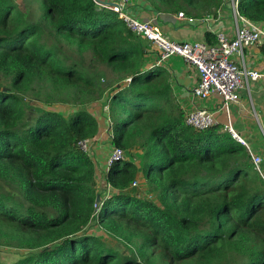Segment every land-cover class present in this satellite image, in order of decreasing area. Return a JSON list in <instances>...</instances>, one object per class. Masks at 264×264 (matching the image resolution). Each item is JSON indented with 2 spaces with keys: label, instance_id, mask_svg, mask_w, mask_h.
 <instances>
[{
  "label": "trees",
  "instance_id": "trees-1",
  "mask_svg": "<svg viewBox=\"0 0 264 264\" xmlns=\"http://www.w3.org/2000/svg\"><path fill=\"white\" fill-rule=\"evenodd\" d=\"M18 1L0 0V247L27 252L11 264H264V178L228 129L186 124L151 44L94 0ZM147 2L205 19L225 0ZM239 12L264 24V0ZM100 102L125 152L101 174L79 145Z\"/></svg>",
  "mask_w": 264,
  "mask_h": 264
},
{
  "label": "crops",
  "instance_id": "crops-1",
  "mask_svg": "<svg viewBox=\"0 0 264 264\" xmlns=\"http://www.w3.org/2000/svg\"><path fill=\"white\" fill-rule=\"evenodd\" d=\"M130 11L139 19L148 20L156 17V26L163 35L178 42L208 43L207 35H212L216 39L219 32L233 37L237 27L232 10L225 5L220 9L218 17L193 19V23L187 19H179L177 14L157 12L147 0H134L130 5ZM255 25L264 30V24ZM148 43L150 45L149 41ZM261 47L250 49L246 61L248 68L264 73V52ZM158 57L159 52L151 46L150 53L146 56L145 68L147 70L157 65L166 71L174 96L186 114L197 109L212 112L216 125L228 129L230 123L235 133L248 144L251 151L261 156L264 161V78L251 83L249 90H241L239 102L231 103L227 110L223 108L224 101L218 95L206 100L194 97L193 91L199 82V74L192 65L187 64L179 56H173L162 65H158ZM105 104L106 102H100L90 107V112L100 124V134L94 141L95 146L92 150L100 174L104 172L106 158L113 148L109 139L111 127ZM99 184L103 186L101 181Z\"/></svg>",
  "mask_w": 264,
  "mask_h": 264
},
{
  "label": "built area",
  "instance_id": "built-area-1",
  "mask_svg": "<svg viewBox=\"0 0 264 264\" xmlns=\"http://www.w3.org/2000/svg\"><path fill=\"white\" fill-rule=\"evenodd\" d=\"M94 1L99 8L117 14L131 31L148 40L151 46L159 52L158 65H162L173 56H179L187 64L192 65L199 74V82L193 91L195 98L206 100L218 95L224 101L223 108L228 110L231 103L239 102L241 90H249L251 83L264 78V73L248 68L246 61L247 50L264 45V30L240 14L239 3L241 0H225L224 5L232 10L236 20V32L233 37H229L223 32L217 33L216 43L213 45L204 42H178L170 39L163 35L156 26V17L144 20L131 13L130 5L134 0ZM178 18L194 22L184 13H179ZM186 124L198 130H205L215 125L216 120L212 112L197 109L186 114ZM228 131L238 142L248 148L256 170L264 178L263 158L251 151L248 144L235 133L230 123ZM111 138L110 131L109 139ZM79 145L85 153L92 154L93 140L82 141ZM124 159L125 152L122 149L113 148L107 159L106 169L109 170L116 162ZM137 184L135 182L133 186ZM99 209L100 204L97 203L96 214Z\"/></svg>",
  "mask_w": 264,
  "mask_h": 264
},
{
  "label": "rangeland",
  "instance_id": "rangeland-1",
  "mask_svg": "<svg viewBox=\"0 0 264 264\" xmlns=\"http://www.w3.org/2000/svg\"><path fill=\"white\" fill-rule=\"evenodd\" d=\"M25 2H26L25 0H19L18 1L19 5H20V8L23 9V10H26V12L29 13V9L26 8V3ZM23 3L25 4V6H24ZM35 9H36V7L32 6V11H34ZM248 51L249 50L246 51L247 52L246 56H248ZM53 110L59 111V112H64V111H67V108L66 107H57V108H54ZM108 157L106 158V162H107ZM106 162H105V165H106ZM97 164H98V162H97ZM99 181H101V178L99 179ZM102 184H103V181H101V185ZM103 187H104V185L102 186V189H101L102 191H104ZM142 191L144 193V189ZM108 193H109V191H108ZM87 230H88L89 233L95 234V235H97L99 237L107 238L106 235L102 232L101 228L97 227V225L95 223H93L90 227H88ZM108 240H109V242L112 241L110 238ZM112 243H115V242L112 241ZM26 254H27L26 251L16 250V249H13V248H8V247H0V258L5 264L14 263V262L20 260L21 258H23Z\"/></svg>",
  "mask_w": 264,
  "mask_h": 264
},
{
  "label": "water",
  "instance_id": "water-1",
  "mask_svg": "<svg viewBox=\"0 0 264 264\" xmlns=\"http://www.w3.org/2000/svg\"><path fill=\"white\" fill-rule=\"evenodd\" d=\"M97 202L100 203V198H99V196L97 197Z\"/></svg>",
  "mask_w": 264,
  "mask_h": 264
}]
</instances>
